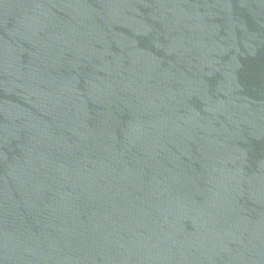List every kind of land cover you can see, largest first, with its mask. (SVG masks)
I'll use <instances>...</instances> for the list:
<instances>
[{
    "label": "water",
    "instance_id": "1",
    "mask_svg": "<svg viewBox=\"0 0 264 264\" xmlns=\"http://www.w3.org/2000/svg\"><path fill=\"white\" fill-rule=\"evenodd\" d=\"M0 264H264V0H0Z\"/></svg>",
    "mask_w": 264,
    "mask_h": 264
}]
</instances>
